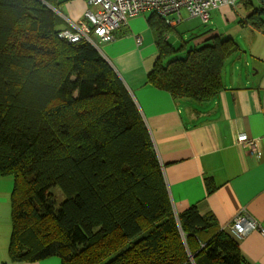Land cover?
<instances>
[{
	"label": "trees",
	"instance_id": "obj_1",
	"mask_svg": "<svg viewBox=\"0 0 264 264\" xmlns=\"http://www.w3.org/2000/svg\"><path fill=\"white\" fill-rule=\"evenodd\" d=\"M68 0H0V176L12 179L8 256L61 264H246L235 238L196 206L175 212L150 132L113 67L57 12ZM241 23L264 28V8ZM247 22H246V20ZM147 24L155 61L146 82L204 102L239 50L210 36L189 49ZM173 27V26H172ZM185 51L184 56H177Z\"/></svg>",
	"mask_w": 264,
	"mask_h": 264
},
{
	"label": "crops",
	"instance_id": "obj_2",
	"mask_svg": "<svg viewBox=\"0 0 264 264\" xmlns=\"http://www.w3.org/2000/svg\"><path fill=\"white\" fill-rule=\"evenodd\" d=\"M248 1L254 7H264L258 0ZM236 3L212 9L210 18L225 27L240 21L237 17L243 11ZM87 6L85 0H68L58 13L69 24L82 18ZM243 10L248 9L243 6ZM145 13L150 11L130 17L115 31L113 40L98 42L97 49L138 105L174 211L194 205L200 214H211L217 226L235 238L246 264H264V28L246 33L249 54L242 50L240 65L234 63V56L228 58L222 71L223 89L194 104L174 99L146 82L157 49L143 19ZM213 35L220 36L218 30L211 29L195 42ZM137 36L141 37L139 44ZM240 132L255 139L256 152L236 143ZM8 178L0 176V264H61L56 256L35 262L9 259L12 179ZM238 215L256 225L242 237L230 227Z\"/></svg>",
	"mask_w": 264,
	"mask_h": 264
},
{
	"label": "built area",
	"instance_id": "obj_3",
	"mask_svg": "<svg viewBox=\"0 0 264 264\" xmlns=\"http://www.w3.org/2000/svg\"><path fill=\"white\" fill-rule=\"evenodd\" d=\"M87 8L83 17L69 23L71 29L60 30L58 36L69 42L86 39L91 44L108 42L114 39L115 31L125 25L130 17L144 11L155 12L161 16L167 26H174L180 21V10H185L191 17H197L207 23L211 10L224 5L234 6L236 0H85ZM176 15V19L170 17ZM96 38L97 41L94 40ZM141 37H136V43ZM236 143L256 152L255 139L244 132L236 135ZM238 237H242L256 227L252 220L238 215L230 225Z\"/></svg>",
	"mask_w": 264,
	"mask_h": 264
},
{
	"label": "rangeland",
	"instance_id": "obj_4",
	"mask_svg": "<svg viewBox=\"0 0 264 264\" xmlns=\"http://www.w3.org/2000/svg\"><path fill=\"white\" fill-rule=\"evenodd\" d=\"M236 6L241 11H243V14L240 15L241 17L240 16L237 17L238 20L240 19V21H236L235 23H231L226 27L223 26L221 23H218L215 21L213 22V18L212 19L210 18L212 20V24L209 21L207 23H204L201 21V19H199L197 17L189 16L185 10H180V13H181L180 18L181 19L173 27H171L174 29L168 30L166 39L168 42H170L175 47H177L181 43L185 42L184 43L185 48L189 49V48L204 44L206 42H209V41H206V39L202 42H195V40L197 38L202 37L206 33H208L211 29H216V30H218V33L220 34V36L222 38H225L227 36H231L234 39V41L238 44L240 52H238V51L235 52L232 55V57L234 56V58H233L234 63L240 65L242 61H241V58L239 59L238 57L241 56L242 50L247 51V54H249L248 44H247V40H246V33L253 31V30H256V29H254L251 26L243 27V25L241 24V20H243L244 18L248 19L247 15H248L249 11L243 10V4H242L241 0H237ZM144 15L145 16H143V19L145 21V24L147 25L146 17L148 16V13H145ZM170 17L176 19V15H171ZM246 22H247V20H246ZM244 24H249V23H244ZM261 32H263V31H261ZM93 38L95 41H97L95 37H93ZM97 45H98V42H97ZM184 54H185V51H178L176 53V55L179 57L184 56ZM193 103L194 104H200L202 102H199V103L193 102ZM8 179H10V178H8Z\"/></svg>",
	"mask_w": 264,
	"mask_h": 264
},
{
	"label": "water",
	"instance_id": "obj_5",
	"mask_svg": "<svg viewBox=\"0 0 264 264\" xmlns=\"http://www.w3.org/2000/svg\"><path fill=\"white\" fill-rule=\"evenodd\" d=\"M259 4L260 5H263L264 6V0H258ZM264 8V7H263ZM58 12V11H57ZM94 46H96L95 44H93Z\"/></svg>",
	"mask_w": 264,
	"mask_h": 264
}]
</instances>
